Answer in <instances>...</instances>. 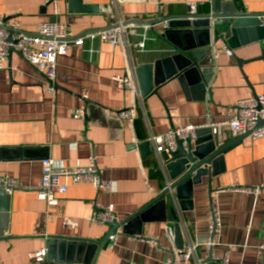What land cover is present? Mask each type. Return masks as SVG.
<instances>
[{
  "label": "crops",
  "instance_id": "crops-1",
  "mask_svg": "<svg viewBox=\"0 0 264 264\" xmlns=\"http://www.w3.org/2000/svg\"><path fill=\"white\" fill-rule=\"evenodd\" d=\"M82 1L96 10L70 12L69 2L61 0L63 15L54 18L45 0H0L5 27L30 35L40 24L55 21L67 23L73 39L105 29L113 19L129 23L125 38H119L116 46L99 37L71 45L67 55L58 59L54 92L48 91L44 74L16 53L10 59L11 70L8 63L0 70V183L12 179L21 185L9 194L8 211L0 212L1 264H32L29 254L47 248L54 237L104 241L112 226L90 221L100 207H113L120 224L168 187L160 155L149 141L152 136L174 126L225 119L236 113L239 101L264 93V60L251 61L263 54L261 43L236 45L213 35L210 55L215 70L208 82L198 74L177 72L172 61L159 71L157 81L162 82L156 92L143 97L141 92L122 89L115 77L137 78L139 65L180 53L177 45L161 36L163 23L152 27L137 22L185 15L187 2L200 3L199 13L207 14L213 0ZM230 1L241 11L264 13V0L222 3ZM105 8L111 14L104 13ZM178 34H171L176 42L181 40ZM139 43L144 47L139 48ZM125 110L131 112L133 122L122 119ZM77 111L81 117H75ZM219 140L220 145L233 144L214 168L215 175L211 180L203 177L195 186L192 210L176 207L184 247L211 235L214 209L221 229L212 235L213 257L227 259L224 264H264L259 250L264 244V138L252 140L225 129ZM142 143L146 146L139 148ZM90 156L112 188L99 192L88 185H71L58 206L48 209L37 196L42 160L51 158L57 167L72 168L87 165ZM260 185L258 196L242 191ZM159 215L157 211L149 215L152 221L143 224L141 235L124 233L120 227L114 240L108 238L98 246L91 264H171L178 251L174 214L168 209L165 222L158 220ZM68 219L76 224L70 225ZM208 252L207 247H199L188 264H201ZM90 254L91 249H82L80 261Z\"/></svg>",
  "mask_w": 264,
  "mask_h": 264
},
{
  "label": "water",
  "instance_id": "water-1",
  "mask_svg": "<svg viewBox=\"0 0 264 264\" xmlns=\"http://www.w3.org/2000/svg\"><path fill=\"white\" fill-rule=\"evenodd\" d=\"M69 2L70 12H91L96 8L85 5L82 0H67ZM137 0H116V3H128ZM104 13L111 14L110 9H102ZM168 21V28L164 29L161 35L164 39L171 41L176 48L180 50L172 58L156 61L155 63L142 64L136 69L137 79L141 95L146 97L156 92V87L162 81H157V75L162 70L163 65L167 62H176L178 71H183L186 74H198L201 80L208 82L213 73V59L211 57L212 35L214 39H219L231 43L234 40L237 45L238 42L246 44L248 42H260L262 46V55L254 60H264V13H249L238 9L233 1L222 3V0H213V6L207 14H190L188 12L181 16H171L158 19L153 22L139 21L140 25L154 26ZM129 24V23H125ZM115 27V21L108 26L107 29ZM9 32V43L13 46L8 50V67L11 70L10 59L14 53L23 57V54L15 49L18 40L13 39L16 34L22 33L21 31L14 30L11 27H5ZM219 29H225L223 33H219ZM101 31V30H100ZM177 32L181 34V40L176 42L172 39L171 34ZM178 34V35H179ZM240 40V41H239ZM25 59V58H24ZM241 63V62H240ZM241 66V65H240ZM35 67V66H34ZM168 76V75H167ZM46 78V76L44 75ZM166 78H169L166 77ZM258 95L254 94V97ZM264 125L263 120L257 122L256 128ZM251 131L242 134L249 136ZM219 137L215 135L210 128L199 129L196 132V138H188L187 140L177 139V149L174 153L165 151L160 155V162L166 171L170 187H167L144 209L137 211L130 215L123 221V223H113L112 230L107 234L108 239L113 233L122 227L124 233L141 235L142 226L145 222L152 221L148 217L154 211L159 212V221H166V212L174 214V228L176 238L177 250L184 248V239L181 231V224L178 207L182 211L192 210L194 199V188L202 182V178L207 176L209 180L215 175L216 165L223 161L225 151L232 146L233 142L225 145H220ZM235 142V141H234ZM145 144L138 147L143 148ZM210 192L212 188L210 186ZM211 194V193H210ZM9 193L6 191V186L3 182L0 183V212L8 211ZM132 226L136 227L135 231H130ZM104 241H89L72 239L67 237H54L47 246V261L58 264H91L94 260L95 252L98 246ZM91 249V254L88 259L81 262L82 249ZM59 252H58V251ZM59 258V259H58ZM201 264H224L221 261H215L213 258V249L209 248L208 255L201 261Z\"/></svg>",
  "mask_w": 264,
  "mask_h": 264
},
{
  "label": "built area",
  "instance_id": "built-area-1",
  "mask_svg": "<svg viewBox=\"0 0 264 264\" xmlns=\"http://www.w3.org/2000/svg\"><path fill=\"white\" fill-rule=\"evenodd\" d=\"M61 0H45V2L52 7V16L59 18L63 15L60 7ZM187 8L190 14L199 12L200 3L187 2ZM168 21L163 22L164 29L168 28ZM37 33L30 35L20 33L13 36V39L18 40L14 46L15 49L23 54L26 61L34 65L41 71L49 82L48 91L54 92L56 90L57 82V68L59 57L66 56L71 45H83L86 38L99 37L102 40L110 42L112 45H117L119 38L126 36V24L120 20L115 23V27L107 30H101L85 37H78L73 39L70 27L64 22H47L38 26ZM10 34L5 28V20L0 16V70L6 69L8 63V50L10 46L8 38ZM139 48L144 47V43H139ZM224 51L228 56H233V52L224 47ZM115 80L120 84L119 86L124 90H129L135 93H140L137 78L134 74L125 76H117ZM81 111L75 113V117H81ZM122 119L134 121V117L129 110L120 113ZM259 120L264 121V93L257 97H249L239 101L236 113L229 117L218 121H206L201 124H188L185 126H174L166 133L152 136L149 141L154 145L155 152L161 155L165 151L174 153L177 149V139L187 140L188 138L195 139L196 132L199 129L210 128L218 137L224 135L225 129H229L235 135H242L251 131L249 135L252 140L264 138V125L256 128ZM70 178L71 182L67 183L63 179ZM7 193L11 194L13 190L21 188L17 180L6 179L4 181ZM71 185H88L97 189L99 192H105L112 188L110 181L104 180L96 164L94 156L89 157L87 165H76L70 168L57 167L51 158L42 160V176L39 188H37V196L40 200L45 201L48 209H54L59 204V199L65 195L70 189ZM168 187L170 184L168 183ZM237 189V188H235ZM263 185L243 188L245 193H252L256 196L260 195ZM212 223L209 228V235L206 239L193 243L178 250L174 253L171 264H188L201 246L212 248L215 245L213 234H216L221 229V222L216 216V212L212 209L211 212ZM90 221L99 225H112L117 222V214L111 206H103L92 216ZM70 225H75L76 222L68 219ZM111 240L115 239L114 235L109 237ZM260 253L264 254V244L259 248ZM32 264H43L47 257V248L43 247L39 251L31 252L29 254ZM215 261L226 263L227 259L213 257ZM1 264V262H0Z\"/></svg>",
  "mask_w": 264,
  "mask_h": 264
}]
</instances>
